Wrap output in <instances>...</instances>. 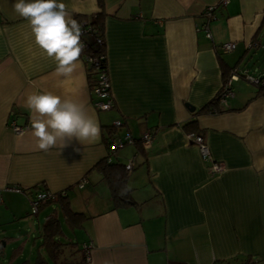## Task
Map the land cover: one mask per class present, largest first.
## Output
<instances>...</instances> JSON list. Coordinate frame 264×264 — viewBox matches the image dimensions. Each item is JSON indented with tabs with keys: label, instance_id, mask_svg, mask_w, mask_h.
Masks as SVG:
<instances>
[{
	"label": "crops",
	"instance_id": "crops-1",
	"mask_svg": "<svg viewBox=\"0 0 264 264\" xmlns=\"http://www.w3.org/2000/svg\"><path fill=\"white\" fill-rule=\"evenodd\" d=\"M223 1L62 0L70 18L104 13L114 105L100 110L82 58L72 76L58 77L15 0H0V264H241L246 256L264 264V91L249 80L264 77L257 65L264 0ZM225 41L235 48L221 50ZM222 66L237 73L233 95L216 111L202 110L223 84ZM46 91L83 103L100 125L99 140L39 150L26 99ZM12 121L23 129L14 131ZM115 121L123 124L108 144ZM189 133L202 135L209 159ZM104 157L130 164L126 203H116L95 166ZM40 191L63 197L33 212ZM50 217L58 223L56 258L44 239ZM34 234L35 250L7 248Z\"/></svg>",
	"mask_w": 264,
	"mask_h": 264
},
{
	"label": "clouds",
	"instance_id": "clouds-1",
	"mask_svg": "<svg viewBox=\"0 0 264 264\" xmlns=\"http://www.w3.org/2000/svg\"><path fill=\"white\" fill-rule=\"evenodd\" d=\"M12 7L28 21L35 44L54 60L55 74L72 76L85 44L81 25L70 18L62 0H15ZM26 105L33 113L31 130L39 150L57 146L64 150L73 143H94L100 138L98 121L81 102L46 91L30 94Z\"/></svg>",
	"mask_w": 264,
	"mask_h": 264
},
{
	"label": "trees",
	"instance_id": "trees-1",
	"mask_svg": "<svg viewBox=\"0 0 264 264\" xmlns=\"http://www.w3.org/2000/svg\"><path fill=\"white\" fill-rule=\"evenodd\" d=\"M99 5L102 6L101 1H99ZM103 17H104V13L102 11L98 12L97 14H92V15H81V14L72 15L71 19L76 20L81 25V28H82V23L86 22V24H89L92 29V34L82 35L81 37V38H84L85 41L88 43V47L83 49V51L81 52L80 58L83 56L84 53L94 55L98 52L97 49L94 46H92V35L103 36L102 35L103 29H104ZM84 63L86 65L88 85H89L90 91L92 92L93 85L95 84V81H96V76H95L96 70L94 69L93 64L87 63L86 61H84ZM101 66L103 67V64H101ZM104 66H106V57L104 59ZM230 69L227 70L222 66V81L223 82L229 77L232 71V69L231 70ZM260 78L264 79V77H260ZM256 86L260 87V89L264 91V84H256ZM218 93L208 103H206L203 106L202 110H208V111L218 110V106H217L218 95H219ZM120 124H123V123L120 121ZM118 126L119 125L113 124L107 127V129H110L108 133L109 132L111 133L113 131L111 134L109 133L110 136L106 138L108 144L113 140V137H114L113 133L115 132L114 130H116ZM95 166L101 171L103 175V179L108 184L109 189L112 194V198L116 201V203H119V204L126 203L129 197L126 194L128 189L127 188L125 189L126 169L124 167V164L120 162H113L111 160H108L107 157H104L101 161L96 163ZM123 189H125V191ZM61 197H63L62 192H56L54 194V198L46 200V201H42L40 203L52 201L55 199H59ZM66 212L70 213V215L72 216L73 215L78 216V217L84 216L83 213L75 212L71 210L70 208L69 209L67 208ZM57 228H58V223L56 222V219H54V217H50L49 219H47L44 225V233H45L44 239L46 241L48 252L54 258H56V254L60 251V243L56 239L53 238V235L56 232ZM250 262H251V257L246 256L242 260L241 264H249ZM214 264H232V263L229 262L228 260L226 261L220 260V261H215Z\"/></svg>",
	"mask_w": 264,
	"mask_h": 264
},
{
	"label": "built area",
	"instance_id": "built-area-1",
	"mask_svg": "<svg viewBox=\"0 0 264 264\" xmlns=\"http://www.w3.org/2000/svg\"><path fill=\"white\" fill-rule=\"evenodd\" d=\"M226 0L223 1L225 3ZM213 9V6H209L206 8V15L211 16V11ZM206 28V27H204ZM206 36H210L209 30L206 28ZM81 31L83 35L92 34V29L89 24H86V22L82 23ZM81 42L85 44V48L88 47V43L85 41L84 38H81ZM92 46H94L97 49V53L94 55L84 53L81 57L83 61H86L87 63H91L94 65V69L96 70V81L92 88V93L94 95V101L93 104L95 108L100 110H107L110 109L113 105V99L110 92V82L107 74L106 66H104V59L106 57L105 55V45L104 40L101 35H92ZM236 43L233 41H225L219 44V48L225 52L231 51L235 48ZM103 64V67L101 66ZM233 78H237V73L232 72L230 76L223 82L218 95V101L225 104V99L227 97H230L233 95V90L231 88V81ZM252 83L255 84H264V79H261L260 77H252L249 79ZM115 125H121L120 121H115ZM12 128L16 132H20L23 129V126L17 125L15 122L12 121ZM188 137L190 140L196 145L198 148L202 158L209 159L210 153L208 146L206 142L204 141V138L202 135L198 133H189ZM150 140V134L148 132L143 133L142 135V142L148 143ZM125 141H132L131 137L129 135L125 136ZM122 144V141L120 143ZM211 167L214 171H218L222 168V165L219 163L212 162ZM125 168H130V164L127 163L125 165ZM13 190L15 191H21L19 187H13ZM54 197V193L50 191H40L35 194L33 198H31V209L33 212H35L38 209L39 203L42 201H46L49 199H52ZM88 258V257H87ZM169 264H180L177 262L169 263Z\"/></svg>",
	"mask_w": 264,
	"mask_h": 264
},
{
	"label": "rangeland",
	"instance_id": "rangeland-1",
	"mask_svg": "<svg viewBox=\"0 0 264 264\" xmlns=\"http://www.w3.org/2000/svg\"><path fill=\"white\" fill-rule=\"evenodd\" d=\"M259 57L261 60L259 61V63L257 62L258 66L264 64V49H260ZM250 64H252V62H250L249 65ZM32 216H33V214H32ZM35 235L36 234H34V236H32L30 238H25V239L14 238V241H11V243L12 242H14V243L7 246V248L11 250L12 247H17V246L21 245L22 248L24 247L25 252H27L31 248H33L35 250L37 245L41 242V241H39L38 237Z\"/></svg>",
	"mask_w": 264,
	"mask_h": 264
},
{
	"label": "water",
	"instance_id": "water-1",
	"mask_svg": "<svg viewBox=\"0 0 264 264\" xmlns=\"http://www.w3.org/2000/svg\"><path fill=\"white\" fill-rule=\"evenodd\" d=\"M190 110H193V107L192 106L190 107Z\"/></svg>",
	"mask_w": 264,
	"mask_h": 264
}]
</instances>
